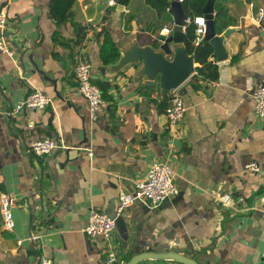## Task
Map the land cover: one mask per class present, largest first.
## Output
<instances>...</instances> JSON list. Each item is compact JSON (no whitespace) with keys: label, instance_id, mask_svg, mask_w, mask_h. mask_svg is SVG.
Listing matches in <instances>:
<instances>
[{"label":"crops","instance_id":"obj_1","mask_svg":"<svg viewBox=\"0 0 264 264\" xmlns=\"http://www.w3.org/2000/svg\"><path fill=\"white\" fill-rule=\"evenodd\" d=\"M108 1L77 0L82 21L96 26L73 46L72 26L55 23L49 0H0L3 36L14 51L0 53V192L10 195L14 220L13 230L4 231L0 219V264H37L41 257L52 264H108L101 239L82 230L88 213H113L118 192L131 190L156 161L171 168L177 193L153 207L135 200L115 217L112 264L174 246L198 264H264V174L244 168L249 161L264 164V118L254 114L252 95L264 84V1L230 6L236 23L227 28L234 30L214 40L226 52L221 61L211 57L216 80H190L199 63L186 54L180 60L186 77L166 94L159 73L150 71L155 78L147 83L141 55L172 62L184 45L172 43L167 60L151 47L154 35L140 31L154 14L144 0ZM196 16L188 17L194 23ZM164 27L172 34L173 21ZM104 31L120 51L109 64L99 57ZM61 39L71 40L69 46ZM79 50L91 62L93 82L108 83L111 100L102 98L95 120L73 76ZM175 88L186 109L182 123L170 126L162 99ZM32 89L49 97L45 108L18 107ZM43 136L63 148L27 153ZM225 193L229 205L221 201Z\"/></svg>","mask_w":264,"mask_h":264},{"label":"built area","instance_id":"obj_2","mask_svg":"<svg viewBox=\"0 0 264 264\" xmlns=\"http://www.w3.org/2000/svg\"><path fill=\"white\" fill-rule=\"evenodd\" d=\"M181 1V0H180ZM116 0H109L108 4H115ZM127 12L128 9H125ZM91 21V20H89ZM203 16H196L193 22L196 24V37L194 44L197 45L204 37L205 24ZM7 18L4 10H0V53L12 56L14 51L7 45L3 36V29L6 25ZM191 23L190 18L186 20L183 29ZM171 29L163 27L161 34L167 35ZM161 42L162 40H159ZM92 65L83 50H79L76 54V61L73 70L74 80L81 95L87 100L92 120L97 119V111L100 108L103 99L99 87L92 79ZM253 112L259 118H264V84H258L254 87L253 92ZM49 97L38 89L30 90L19 108L25 107L30 109H43L49 103ZM185 106L179 88L171 90L168 98V103L164 109L167 122L170 126H178L182 123ZM59 146L52 136H43L34 139L26 149V152L49 154ZM88 155H92V151H88ZM244 168L248 171L264 174V164H259L256 161H249L245 163ZM177 193V187L173 179L171 168L161 162H153L150 164L145 177L134 183L131 190L121 189L118 192L116 205L114 209V216L104 211L91 209L88 213L87 221L83 227V232L88 237L100 238L103 242V251L106 253L108 264L117 262L116 247L112 238V231L114 228L115 217L121 214L129 205L135 200L146 201L150 206H156L165 201L167 198ZM221 201L225 205L231 204V196L225 193L221 197ZM12 199L6 192H0V219L2 227L6 231H12L14 227V220L12 217ZM31 236L30 239H33ZM123 263V261H120ZM38 264H52L49 257H41Z\"/></svg>","mask_w":264,"mask_h":264},{"label":"trees","instance_id":"obj_3","mask_svg":"<svg viewBox=\"0 0 264 264\" xmlns=\"http://www.w3.org/2000/svg\"><path fill=\"white\" fill-rule=\"evenodd\" d=\"M206 1L207 0H181V3L188 16H203V6ZM144 2L154 14H151V18L147 20L145 24L141 22L140 31H147L150 34H153L154 37L151 45L156 47L158 45V32L167 22L172 20L170 13L167 11L169 0H144ZM230 3L243 4V0L215 1L213 22L216 33H222L228 26L236 23L235 18L229 11ZM48 13L57 25L69 22L73 28L75 34L74 39H72V41H67V43L61 39L63 45L69 46L70 41L73 46L81 45L86 38L88 29L96 26L93 21H82L77 0H49ZM126 22L127 24L129 23V18H127ZM195 28L196 25L191 22L185 28L183 40V44L188 54L193 57L195 62L199 63V66L195 67V74L191 76L190 80H198L199 78L214 81L218 77V65L211 59V57L214 56L212 46L209 41L204 39L199 41L197 45L194 44V39L196 37ZM57 37V34H54V40L57 41ZM99 57L102 64L116 62L120 57L118 46L106 31L103 33L102 43L99 47ZM94 83L99 87L102 98L105 100H111V97L107 93L108 83L99 81H95ZM168 98L169 95L164 96L162 99L165 106Z\"/></svg>","mask_w":264,"mask_h":264},{"label":"water","instance_id":"obj_4","mask_svg":"<svg viewBox=\"0 0 264 264\" xmlns=\"http://www.w3.org/2000/svg\"><path fill=\"white\" fill-rule=\"evenodd\" d=\"M127 0H117L119 4L125 3ZM216 0H207L206 3L203 6V17H204V23H205V33H204V40L209 41V43L212 46L213 49V55L216 57L218 61H221L225 59L226 52L223 47H217L214 43L215 40V26L213 22L214 18V4ZM246 3H250V0H245ZM167 11L172 16L173 21V27H172V34L166 36V35H159L157 38L158 45L155 47L151 45V47L158 49L160 52H162V55H166L169 60L171 57V54L173 53L172 48L170 45L172 43H182L184 40V29L183 26L186 23V20L189 19L188 14L185 13L182 3L180 0H169V7ZM234 30V28L229 27L226 28L221 35L223 37H226L229 33H231ZM162 40L161 42L158 41ZM184 45V44H183ZM154 54V53H153ZM188 54L185 46L181 49L177 48L176 50V56L173 58L172 62L168 61H160V56H157L159 54H154L155 56H151L148 51H144V53L141 55V58L144 62V70L147 73V80L148 84H152L153 80L155 78V74H150V71H155L160 74L161 76V82L164 87V94L172 88L177 86L185 77L187 74V67L186 65L182 64L180 60ZM189 55V54H188ZM150 59H152L150 61ZM190 59H193V57L190 55ZM110 215L114 216L113 213H109ZM147 258H157V259H165L170 258L174 259L178 262L185 263V264H198V262L193 259L190 256H187L183 253L182 249L179 247H171L168 251H161V252H155V251H143L140 253L135 254L130 258L127 264H137L139 261Z\"/></svg>","mask_w":264,"mask_h":264},{"label":"rangeland","instance_id":"obj_5","mask_svg":"<svg viewBox=\"0 0 264 264\" xmlns=\"http://www.w3.org/2000/svg\"><path fill=\"white\" fill-rule=\"evenodd\" d=\"M264 1V0H263ZM232 4L234 5V3H230V6H232Z\"/></svg>","mask_w":264,"mask_h":264},{"label":"bare ground","instance_id":"obj_6","mask_svg":"<svg viewBox=\"0 0 264 264\" xmlns=\"http://www.w3.org/2000/svg\"><path fill=\"white\" fill-rule=\"evenodd\" d=\"M179 49H181V48L179 47Z\"/></svg>","mask_w":264,"mask_h":264}]
</instances>
